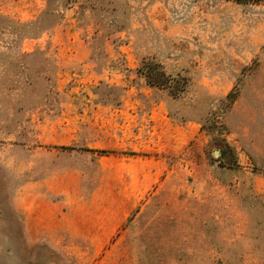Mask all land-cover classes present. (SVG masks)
I'll list each match as a JSON object with an SVG mask.
<instances>
[{
  "label": "rangeland",
  "instance_id": "obj_1",
  "mask_svg": "<svg viewBox=\"0 0 264 264\" xmlns=\"http://www.w3.org/2000/svg\"><path fill=\"white\" fill-rule=\"evenodd\" d=\"M0 264H264V1L0 0Z\"/></svg>",
  "mask_w": 264,
  "mask_h": 264
},
{
  "label": "trees",
  "instance_id": "obj_2",
  "mask_svg": "<svg viewBox=\"0 0 264 264\" xmlns=\"http://www.w3.org/2000/svg\"><path fill=\"white\" fill-rule=\"evenodd\" d=\"M246 1H253V2H260L264 0H246ZM144 67L142 68V70ZM147 70V72H146ZM146 70L144 69V72H141L142 74H146L147 80L150 84L155 86H161V87H168L170 86V79H167V76L164 74H160V72H157V69L153 68L152 66H147ZM164 79V80H163ZM170 80V81H168ZM71 147H65L63 146L62 149H70ZM100 153H111V151L108 150H101Z\"/></svg>",
  "mask_w": 264,
  "mask_h": 264
}]
</instances>
